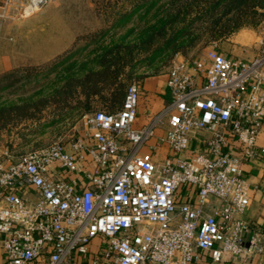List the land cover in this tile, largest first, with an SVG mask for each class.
Returning <instances> with one entry per match:
<instances>
[{
	"label": "built area",
	"instance_id": "1",
	"mask_svg": "<svg viewBox=\"0 0 264 264\" xmlns=\"http://www.w3.org/2000/svg\"><path fill=\"white\" fill-rule=\"evenodd\" d=\"M47 0H0V25L35 13ZM264 31L249 58L217 41L172 60L169 97L133 127L141 86L129 83L118 107L80 117L83 131L13 153L0 145V264H236L264 252L259 230L241 214L249 203L244 156L264 121ZM251 91L246 94V86ZM163 131L173 153L154 160L140 147ZM210 135L190 149L200 129ZM182 184L194 201L178 200Z\"/></svg>",
	"mask_w": 264,
	"mask_h": 264
},
{
	"label": "rangeland",
	"instance_id": "2",
	"mask_svg": "<svg viewBox=\"0 0 264 264\" xmlns=\"http://www.w3.org/2000/svg\"><path fill=\"white\" fill-rule=\"evenodd\" d=\"M190 1L162 0L142 17L134 13L104 35L94 33L106 27L103 11H113L108 16L112 22L130 9V0L106 9L96 0H47L20 19L24 23L36 18L41 32L37 39L27 22L0 27V42L8 39L11 51L23 56L0 69V76L8 72L0 78V145L15 154L55 140L68 145L83 131L84 112L116 108L129 83L142 88L146 78L165 73L174 58L200 55L213 41L238 57L258 51L264 0ZM100 55L104 65L99 64ZM22 65L28 67L11 72Z\"/></svg>",
	"mask_w": 264,
	"mask_h": 264
},
{
	"label": "crops",
	"instance_id": "3",
	"mask_svg": "<svg viewBox=\"0 0 264 264\" xmlns=\"http://www.w3.org/2000/svg\"><path fill=\"white\" fill-rule=\"evenodd\" d=\"M23 21L25 20H7L0 27L14 28L21 24L24 25L27 22L28 25L33 26L32 35L37 39L40 31L38 30L39 25L36 23V18H29L24 23ZM22 27L18 29V33H22ZM17 37L16 39H18ZM67 40H69V35H67ZM0 43V69H8L19 62L23 56L11 51V42L8 39L5 40L4 38ZM226 53L230 54L228 52ZM261 87L264 89V78L261 81ZM250 91L251 86H246L245 93L248 94ZM168 97L169 89L166 84V72L163 74H154L148 79L146 78L141 88L137 114L132 126L140 127L147 123L152 115L163 106ZM162 131V127H156L154 134L141 145L140 152L149 154L154 160L173 153L167 143H159L158 135ZM209 135L210 131L205 128L198 130L190 140V149L195 151L201 150L203 140ZM226 135L227 144L225 147L234 155L244 156L242 169L249 184V203L241 215L259 230V237L264 244V121L261 124L252 151L249 154H244L243 144L233 133L226 130ZM176 196L178 200L194 201L197 196L196 186L182 184L178 188ZM236 264H264V252H253L243 259H237Z\"/></svg>",
	"mask_w": 264,
	"mask_h": 264
},
{
	"label": "trees",
	"instance_id": "4",
	"mask_svg": "<svg viewBox=\"0 0 264 264\" xmlns=\"http://www.w3.org/2000/svg\"><path fill=\"white\" fill-rule=\"evenodd\" d=\"M97 3H101L104 5L105 9L107 7H119L120 4L118 3H124L126 0H96ZM131 1V6H130V9L129 10H124L121 9L123 12L120 13L118 16H115V18L113 19L112 22H109L111 21L110 18L108 17L110 13H112L113 11L112 10H104L103 12L105 13V21H106V27H102L98 30H96L94 33H99L100 35H104L106 34L107 32H109L112 28L118 26L119 24L125 22V19L134 14V13H140V17H142L145 13H147L148 11L152 10V9H155L156 6H158L159 2L162 1V0H130ZM193 1H197V0H191L190 2H193ZM223 0H216V3H219ZM215 3V5H216ZM214 5V6H215ZM146 7V9L144 10V12H141L143 10V8ZM157 10V9H156ZM155 12H153L155 15L158 14V10ZM192 10V9H191ZM115 11V10H114ZM186 12H188V10L186 9L185 10ZM201 11V10H200ZM205 12H210V8L209 9H206ZM116 13V12H115ZM176 15V14H175ZM174 15V16H175ZM163 27V26H162ZM153 28V27H152ZM234 29V28H233ZM230 30H225L223 33H226V32H229ZM93 33V32H91ZM103 49V48H101ZM104 51H106V49H103ZM107 53V52H106ZM105 54V53H104ZM103 54V55H104ZM101 56L99 57V64L100 65H104V62L103 60L101 61ZM28 66L27 65H22V66H18L16 68H14L11 72H14V71H17V70H23L25 68H27ZM91 71V70H90ZM8 75V72H5V73H2L0 78H4ZM91 81V79L89 80ZM93 92H96L97 90H92ZM92 92H90L91 94ZM89 95V93H87ZM122 100V99H121ZM121 103V102H120ZM120 103L118 105H116V107H118L120 105Z\"/></svg>",
	"mask_w": 264,
	"mask_h": 264
}]
</instances>
